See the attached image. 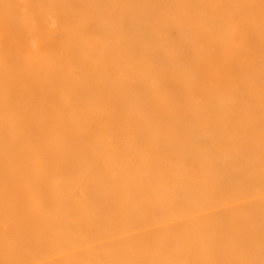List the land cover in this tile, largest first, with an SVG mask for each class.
Wrapping results in <instances>:
<instances>
[{
	"label": "bare ground",
	"instance_id": "obj_1",
	"mask_svg": "<svg viewBox=\"0 0 264 264\" xmlns=\"http://www.w3.org/2000/svg\"><path fill=\"white\" fill-rule=\"evenodd\" d=\"M0 264H264V0H0Z\"/></svg>",
	"mask_w": 264,
	"mask_h": 264
}]
</instances>
